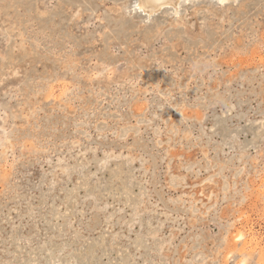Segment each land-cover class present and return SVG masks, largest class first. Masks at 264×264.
Listing matches in <instances>:
<instances>
[{"label": "rangeland", "instance_id": "374dc122", "mask_svg": "<svg viewBox=\"0 0 264 264\" xmlns=\"http://www.w3.org/2000/svg\"><path fill=\"white\" fill-rule=\"evenodd\" d=\"M220 1L0 0V264H264V0Z\"/></svg>", "mask_w": 264, "mask_h": 264}, {"label": "bare ground", "instance_id": "6f19581e", "mask_svg": "<svg viewBox=\"0 0 264 264\" xmlns=\"http://www.w3.org/2000/svg\"><path fill=\"white\" fill-rule=\"evenodd\" d=\"M139 1V3H138V6L140 7V8H142V9H144V10H147V11H153L154 12V10L155 11H157L156 9H161V7H162V5H164V4H167V3H177V0H138ZM218 1V0H217ZM221 1H224V0H221ZM220 1V2H221ZM169 4V5H170ZM172 5V4H171ZM174 6V5H173ZM142 9H140V10H142ZM117 11V10H116ZM143 11V10H142ZM19 72V71H18ZM65 82V81H64ZM57 85V84H56ZM69 88V87H68ZM49 91V90H48ZM62 93V92H61ZM3 142V141H2ZM6 142H7V140H6ZM5 142V143H6ZM5 150V149H4ZM235 236V235H234ZM232 238H233V236H232ZM235 238V237H234ZM230 241V243H233L232 242V240L231 239H229ZM241 240V239H240ZM239 241V240H238ZM234 245V244H233ZM231 246V245H230ZM232 248H233V246H232ZM241 248V247H240ZM243 248V250H245L244 249V247H242ZM231 249V248H230ZM234 249V248H233ZM232 250V249H231ZM241 251V250H240ZM241 253V252H240ZM245 253V255H246V252H244ZM248 253V252H247ZM243 256V255H242ZM244 260V259H243ZM242 262V261H241ZM240 262V263H241Z\"/></svg>", "mask_w": 264, "mask_h": 264}]
</instances>
